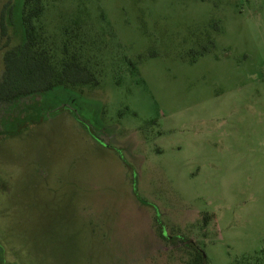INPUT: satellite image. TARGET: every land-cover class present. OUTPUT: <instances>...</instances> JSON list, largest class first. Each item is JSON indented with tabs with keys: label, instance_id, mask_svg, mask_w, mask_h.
<instances>
[{
	"label": "rangeland",
	"instance_id": "374dc122",
	"mask_svg": "<svg viewBox=\"0 0 264 264\" xmlns=\"http://www.w3.org/2000/svg\"><path fill=\"white\" fill-rule=\"evenodd\" d=\"M41 4L94 78L0 103V264H264V0Z\"/></svg>",
	"mask_w": 264,
	"mask_h": 264
},
{
	"label": "trees",
	"instance_id": "16d2710c",
	"mask_svg": "<svg viewBox=\"0 0 264 264\" xmlns=\"http://www.w3.org/2000/svg\"><path fill=\"white\" fill-rule=\"evenodd\" d=\"M42 0H24L20 12L21 23L24 29V38L19 44L12 46L4 53L5 70L0 80V103L14 104L22 98L38 99L61 86L83 85L91 83L94 74L81 63L77 56L70 55L62 64V68L56 69L48 54L39 49L36 19L43 12ZM16 13L11 2L5 3L0 9V44L5 46L11 41V18ZM139 201L150 205L137 196ZM184 242V240H183ZM197 254H193L190 264H206V257L193 245ZM189 264V262L187 263Z\"/></svg>",
	"mask_w": 264,
	"mask_h": 264
}]
</instances>
